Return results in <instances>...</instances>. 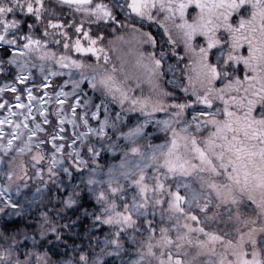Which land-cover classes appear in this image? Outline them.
Returning a JSON list of instances; mask_svg holds the SVG:
<instances>
[{
    "label": "rangeland",
    "instance_id": "obj_1",
    "mask_svg": "<svg viewBox=\"0 0 264 264\" xmlns=\"http://www.w3.org/2000/svg\"><path fill=\"white\" fill-rule=\"evenodd\" d=\"M109 1L124 12L121 25L116 20L105 25L113 30H85V35L48 20L54 14L47 9L35 12L36 0H0V44L7 52L0 61V204L9 215L27 207L14 203L2 185L11 173V185L21 186L17 182L25 180L30 153L39 164L50 158L46 174L33 165L40 178L70 149L73 169L90 171L92 195L110 197L105 226L111 237L136 227L139 261L129 264H264V151L251 150L252 141L264 149V99L253 109L249 135L235 129L234 103L226 99L224 106L209 92L198 109L163 102L168 109L161 114L155 94L148 86L142 89L144 74L116 53L118 41L133 39L131 0ZM154 46L156 67L177 89L178 56L173 53L171 63L163 55L164 40ZM208 65L205 80H219L222 70ZM54 131L52 142L47 134ZM41 143H47L49 157L40 154ZM123 148L130 157L100 175L99 156ZM128 189L132 202L117 206L114 197ZM120 252L116 247L101 254Z\"/></svg>",
    "mask_w": 264,
    "mask_h": 264
},
{
    "label": "trees",
    "instance_id": "obj_2",
    "mask_svg": "<svg viewBox=\"0 0 264 264\" xmlns=\"http://www.w3.org/2000/svg\"><path fill=\"white\" fill-rule=\"evenodd\" d=\"M105 1H101L103 10L119 20L116 6ZM36 2L35 12L42 10L45 14L47 9L49 14H54L48 20L69 29L73 4L49 0ZM128 14L135 18L130 27L137 36L133 34V39L126 42L118 41L116 53L121 62L131 64L144 74L140 82L142 89L148 86L155 94L154 100L162 105L161 114L176 102L186 103L190 111L196 109L203 95L209 92L211 97L222 99L224 106L229 105L226 99L234 103L232 121L236 131L250 134L253 109L258 110L264 99V0H131ZM137 19L148 20L142 25ZM100 26L99 23L93 24L94 29ZM152 28L155 30H150ZM163 40L167 44L166 50H162L163 55L167 54L171 63L174 62L173 53L178 56L180 77L177 89L170 86L167 74L155 64L158 56L157 46L153 47V44ZM147 44L152 45L146 47ZM0 47V53L3 52L0 61H3L7 52L2 44ZM142 49H145L143 53ZM209 63L222 70L219 80L215 77L205 80L203 77L204 70L208 68L209 71ZM194 71L197 72L195 77L191 73ZM94 89L96 92L97 88ZM90 98L93 103H99L98 96L90 94ZM56 134L54 131L47 136L54 142ZM260 140L258 137V143ZM46 144H40L43 149L40 154L49 157L44 147ZM251 145L255 146L256 142L252 141ZM125 152L123 148L117 154L100 155L96 170L99 174L104 173L122 158L128 159L130 156ZM26 158L25 180L17 182L21 186L14 188L11 185V173L2 185L14 203L27 207L9 215L8 208L0 204V264H129V261H139L137 248L133 247V239L138 235L136 227L133 225L131 229L121 231L118 237H111V227L105 226L110 197L105 198L103 192L92 195L88 186L90 171L73 169L74 157L70 149L62 152L63 161L58 167L53 166L48 176L40 174V178L34 176L32 167L34 165L45 173L50 158L41 164L33 160L32 153ZM17 161V158L10 161L14 169L20 165ZM227 164L231 169V164ZM129 186L125 184L124 187ZM128 195L129 189L123 190L113 201L124 206L130 200V204L132 201ZM116 247L121 251L119 254H101L102 250Z\"/></svg>",
    "mask_w": 264,
    "mask_h": 264
},
{
    "label": "flooded vegetation",
    "instance_id": "obj_3",
    "mask_svg": "<svg viewBox=\"0 0 264 264\" xmlns=\"http://www.w3.org/2000/svg\"><path fill=\"white\" fill-rule=\"evenodd\" d=\"M101 1L102 0H92L88 3L73 4V20L69 22V28H73V30H94L93 24L99 23L101 26L97 30H113V28L105 27V25H112L116 19L110 12L105 9L103 10ZM104 3H106L105 0ZM130 8L131 6H129V9ZM119 15L118 25H121V18L124 17V12L119 11ZM84 34L88 35V32L85 31ZM251 150L254 152L264 151V149H260L257 146H252Z\"/></svg>",
    "mask_w": 264,
    "mask_h": 264
},
{
    "label": "water",
    "instance_id": "obj_4",
    "mask_svg": "<svg viewBox=\"0 0 264 264\" xmlns=\"http://www.w3.org/2000/svg\"><path fill=\"white\" fill-rule=\"evenodd\" d=\"M63 3H68V4H83V3H88L91 0H57Z\"/></svg>",
    "mask_w": 264,
    "mask_h": 264
}]
</instances>
